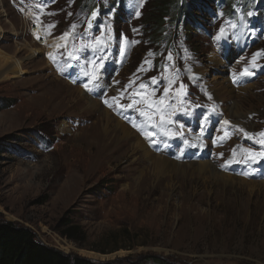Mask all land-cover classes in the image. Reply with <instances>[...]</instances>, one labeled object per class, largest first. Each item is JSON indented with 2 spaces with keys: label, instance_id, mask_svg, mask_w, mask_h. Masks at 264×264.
<instances>
[{
  "label": "rangeland",
  "instance_id": "1",
  "mask_svg": "<svg viewBox=\"0 0 264 264\" xmlns=\"http://www.w3.org/2000/svg\"><path fill=\"white\" fill-rule=\"evenodd\" d=\"M156 1L0 0V220L29 228L39 242L64 253L112 264H264L262 189L214 184L207 173L197 175L195 165L181 167L172 186L153 189L137 180L140 168L150 166L140 152L119 161L114 154L109 166L94 168L99 110L87 107L81 95L73 103L46 102L50 87L67 93L59 78L130 126L154 154L178 164L207 161L219 172L264 181V161L242 162L248 149L264 152V0H198L190 4L195 16L188 26L171 16L155 25ZM22 10L41 24L47 39L62 40L50 45L52 51L40 52L36 42L26 49L34 40ZM221 26L226 38L217 39ZM96 37H102L99 50L79 51ZM78 52V60L68 59ZM212 53L223 68L209 59ZM104 57L103 87L88 92L83 71ZM245 69L254 74H243ZM219 76L235 88L233 98L210 91ZM152 77L161 82L153 86ZM112 97L133 109L108 107L103 101ZM161 97L163 113L152 110ZM216 102L227 117L218 116ZM234 103L240 115L232 112ZM162 114L174 121L168 130L182 136L169 139L152 127ZM225 140L234 158L224 152ZM123 142L129 157L130 141ZM67 221L80 226V240L61 234Z\"/></svg>",
  "mask_w": 264,
  "mask_h": 264
},
{
  "label": "bare ground",
  "instance_id": "2",
  "mask_svg": "<svg viewBox=\"0 0 264 264\" xmlns=\"http://www.w3.org/2000/svg\"><path fill=\"white\" fill-rule=\"evenodd\" d=\"M22 19L25 21V18L22 17ZM29 27V33L31 34L30 36L34 40L30 42V44L26 46V49H30L34 46V43L36 42L38 45L41 46V51L44 52L45 50L47 52L52 51V45L54 44V47L58 45L60 41H62L60 38L58 40H50L45 38L44 43L42 41H36L35 39L37 38L38 34L36 31L32 28V24L28 25ZM15 36V34H13ZM20 36V35H19ZM19 46V45H18ZM53 47V48H54ZM18 49V48H17ZM216 50V49H215ZM18 51V50H17ZM209 59L213 62L220 63L221 67L225 66L224 63L220 62L218 60V57L216 54L212 53L211 57ZM16 63L13 62L11 65H14ZM46 63V62H45ZM221 69V68H220ZM237 67H233L231 70V75L230 78L236 79V72ZM220 71V70H219ZM222 71V69H221ZM218 78L222 79V81H218V83L215 85L216 88H213L215 90H210L214 96L215 93L219 97L221 96L223 99L227 98H233L234 97V90L235 88L231 87V83L228 82L224 76H219ZM60 81L59 83L61 85H64L67 87V95L62 92L61 87L55 86V87H50V94L46 97V102L49 104V102L52 101L55 103H61L65 100H67L68 103H73L76 101V99L80 98V95L85 98V105L89 107L90 109L93 110H99V118L97 119V124H98V132H99V141H98V146H97V151L92 155L90 159V165H94V168H101L105 165L109 166L111 163H113L115 160L112 158V155L115 154L116 161H119L120 159H130L133 156H135L138 152H140L141 156L143 159L148 161L150 163L149 167H141L139 171V177L137 180H140V183L142 182H150L149 184L153 189H156L157 187L159 189H166L169 186L173 185V177L176 175V173H179L181 167L183 166H191L195 165L197 167V175L199 174H206V178H210L211 182L213 181L214 184L217 182H221L223 186H230L232 187L236 184H243L244 186L248 187L250 192H253V190H258L262 189L264 191V181H254V180H246L244 178H238L235 176H232L230 174H226L223 172H219L214 166H212L209 162L207 161H199L196 163H181L178 164L175 161H172L169 158H165L163 156L154 154L151 152L148 147L145 145L143 142V138L137 135L130 126H128L126 123L124 124L123 121L117 119L115 116H113L108 110L105 108L101 107L99 102L83 93V91L78 88L69 85L67 82L62 81L59 78H56V80ZM217 79H214V82ZM249 85L244 86L242 88H239L238 91H245ZM69 97V98H67ZM237 99L240 96H235ZM217 105H219L217 109V113L219 117H227L226 113L224 112V108L221 107L219 102H216ZM224 110V111H223ZM239 106L234 103L233 106V113L237 116L240 115L239 113ZM91 122L90 124H92ZM89 124V125H90ZM143 140H142V139ZM130 141V144L127 146L129 148L128 150V155L129 157H126L125 154V148H124V142L122 143V140ZM133 140V141H132ZM222 147L224 148V152L227 155H230L232 158H234L235 155H233V146L232 143H230L228 140H225L224 143H222ZM231 148V149H227ZM136 153V154H135ZM212 156H213V150L211 151ZM134 160L136 158L134 157ZM131 162V161H130ZM132 164V163H131ZM130 164V165H131ZM190 168V167H189ZM153 176L155 179H151L150 177ZM165 177H168V180L165 179ZM205 178V177H204ZM137 181V182H138ZM203 181V179H202ZM234 184V185H233ZM125 190L128 189V186H125ZM157 188V190H158Z\"/></svg>",
  "mask_w": 264,
  "mask_h": 264
},
{
  "label": "trees",
  "instance_id": "3",
  "mask_svg": "<svg viewBox=\"0 0 264 264\" xmlns=\"http://www.w3.org/2000/svg\"><path fill=\"white\" fill-rule=\"evenodd\" d=\"M198 0H157L154 3L152 12L155 18V25L162 21V17L171 16L175 21L181 19L186 26L190 25V20H194L195 14L191 12L190 4L197 3ZM121 5L118 6V8ZM107 10H103L105 12ZM181 17V18H180ZM158 26L154 27L157 30ZM191 33V31H189ZM190 35V34H189ZM61 234L65 237L78 241L83 231L80 226L72 221L64 223ZM0 264H112L109 260L93 262L88 258L71 255L49 247L39 242L35 234L24 226L12 221L0 220ZM154 264H163L161 259H155Z\"/></svg>",
  "mask_w": 264,
  "mask_h": 264
},
{
  "label": "snow or ice",
  "instance_id": "4",
  "mask_svg": "<svg viewBox=\"0 0 264 264\" xmlns=\"http://www.w3.org/2000/svg\"><path fill=\"white\" fill-rule=\"evenodd\" d=\"M142 2V0H141ZM139 12L137 11L136 15L139 16ZM71 15V13H70ZM98 13L97 11H93L92 12V17H97ZM254 13L252 12H249L248 13V16L251 17L253 16ZM73 28L75 27V25L72 26ZM93 27V21H89V28ZM98 28V26H96ZM232 27L233 28H236L237 25L235 24H232ZM68 36V33L65 32L64 34H62V37L61 38H64V37H67ZM37 38L39 39V37L37 36ZM223 38H226L225 36V30H224V27L221 26V29H220V33L219 35L217 36V39H223ZM101 40H102V37H96V41L92 44H89V45H86L84 48L80 49L79 51H83L86 49L88 50H99L101 48ZM120 54L123 55L124 54V48L121 47L120 48ZM50 55V58H52L54 60V57ZM68 59L69 60H78L79 59V52L77 53V55L73 56L72 54H69L68 56ZM168 59H172V56H171V53H169V56H168ZM92 65H93V69L92 71H83V75L87 78L86 79V82L83 84V87L85 88L86 91L88 92H94L96 91V89L100 88L102 89L103 85L101 83L102 81V77H103V72H104V69L106 67V64H107V57H104L103 59H96V60H93L92 62H90ZM72 65H69V67H71ZM245 75H252L254 74L253 72H250L249 70L245 69L244 70V73ZM74 82H77V81H74ZM161 81H158L157 80V77H152L151 78V84L153 86L157 85L158 83H160ZM127 87V86H126ZM146 87L145 84H140L139 85V88L141 90H143L144 88ZM180 89H184L185 88V85L181 82L180 85H179ZM169 88H164V93L167 94L169 92ZM137 96L141 95V93H136ZM112 102H110L109 100L105 99L103 102L108 106V107H116L118 111H122V112H126V111H129V110H132L133 109V104L132 103H129L127 105H124V104H120L117 97H112L111 98ZM164 105H165V100L163 97L160 98L158 104H157V107L155 109H152L153 111H156V110H159L161 113H163L165 111V108H164ZM147 107H149L151 109V106L150 105H146ZM185 114H188V113H185ZM141 115H146L145 113H141ZM174 123V121L171 119V118H166L163 114L160 116V121L159 123H155L152 125V127L156 128L158 130V132L163 135V136H166L168 137L169 139L173 138V137H180L183 135L182 132H171L168 130V126L172 125ZM225 124H228L229 122L228 121H225L224 122ZM133 127H136L135 124H133ZM248 133H245V136L247 137ZM260 135L264 136V132L260 133ZM155 133L153 132H149L147 134V139L149 140L150 144L152 146H157V141L155 140ZM185 144H187L188 142L187 141H184ZM192 147H195L196 145H191ZM248 156L245 158L244 163H248V162H251L253 164H259L261 163L262 161H264V152H259V153H255V152H252L251 149H248ZM222 155V154H221Z\"/></svg>",
  "mask_w": 264,
  "mask_h": 264
},
{
  "label": "built area",
  "instance_id": "5",
  "mask_svg": "<svg viewBox=\"0 0 264 264\" xmlns=\"http://www.w3.org/2000/svg\"><path fill=\"white\" fill-rule=\"evenodd\" d=\"M20 15H22V17L25 18V22H26L25 25L28 26L29 24H32V28L36 31V33L38 34V37H39V39L36 38L35 40L36 41H39L40 40V41H42V43H44L45 38H46V35H45L44 31L42 30L41 25L37 21H35L34 19H32L31 14L29 12H27V11H24L23 10ZM27 20L30 23H28ZM28 31H29V27H28Z\"/></svg>",
  "mask_w": 264,
  "mask_h": 264
},
{
  "label": "water",
  "instance_id": "6",
  "mask_svg": "<svg viewBox=\"0 0 264 264\" xmlns=\"http://www.w3.org/2000/svg\"><path fill=\"white\" fill-rule=\"evenodd\" d=\"M88 259H90L91 261H93V262H102V261H106V260H98L97 258H93V257H90V258H88Z\"/></svg>",
  "mask_w": 264,
  "mask_h": 264
}]
</instances>
